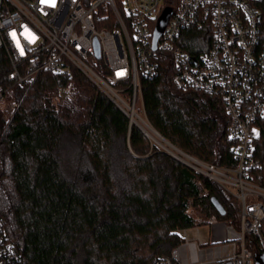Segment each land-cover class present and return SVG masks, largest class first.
Wrapping results in <instances>:
<instances>
[{"label": "trees", "instance_id": "trees-1", "mask_svg": "<svg viewBox=\"0 0 264 264\" xmlns=\"http://www.w3.org/2000/svg\"><path fill=\"white\" fill-rule=\"evenodd\" d=\"M262 32L264 41V25ZM185 34V49L204 48L201 30ZM160 61L157 76L141 78L151 125L198 159L235 166L222 96L178 87L172 57ZM10 69L0 46V83ZM15 95L10 122L0 108V212L22 264H154L183 241L184 228L238 224L237 198L152 142L82 72L68 80L42 71ZM260 126L254 144L262 166L250 178L264 186V119ZM246 242L261 253L255 234Z\"/></svg>", "mask_w": 264, "mask_h": 264}, {"label": "built area", "instance_id": "built-area-1", "mask_svg": "<svg viewBox=\"0 0 264 264\" xmlns=\"http://www.w3.org/2000/svg\"><path fill=\"white\" fill-rule=\"evenodd\" d=\"M167 7L172 14L155 45ZM263 25L264 0H55L54 7L41 0H0V46L11 66L8 81L0 83V107L12 119L19 105L16 88L30 85L42 71L68 80L82 72L126 112L130 124L144 128V103L145 116L136 107L139 95L143 100L141 78L157 76L160 57L170 55L178 87L224 100L236 165L191 157V166L237 198L240 211L238 224L211 222L207 241L182 229L183 241L154 264H255L246 235L255 234L264 252V186L250 178L262 166L254 140L264 119ZM192 28L202 31L200 52L184 48ZM0 264H22L1 212Z\"/></svg>", "mask_w": 264, "mask_h": 264}, {"label": "water", "instance_id": "water-1", "mask_svg": "<svg viewBox=\"0 0 264 264\" xmlns=\"http://www.w3.org/2000/svg\"><path fill=\"white\" fill-rule=\"evenodd\" d=\"M172 14V9L170 7H167L162 15L160 16L159 20H158V24L156 26V29H155V32H154V44L156 45L157 43V40L159 39L160 35L162 34L167 22H168V19L170 17V15ZM96 55L99 57L100 56V48H99V44L97 43V47H96ZM144 131L147 133V135L149 134L147 132V130L145 129V127L143 128ZM156 130V129H155ZM156 132L161 135V137L165 140H167L159 131L156 130ZM169 141V140H167ZM170 142V141H169ZM171 143V142H170ZM172 144V143H171ZM174 145V144H172ZM174 147H176L174 145ZM176 149H178L180 152L184 153L183 151H181L178 147H176ZM169 153L173 154L174 156H176L177 158L181 159L183 162L191 165L187 160L183 159L176 151H171V150H168ZM185 155H187L189 157V154H186L184 153ZM212 202L213 204L215 205V207L217 208V210L221 213V214H225L226 212V209L225 207L223 206V204L221 203V201L213 196L212 197ZM255 264H264V252L262 253H256L255 254Z\"/></svg>", "mask_w": 264, "mask_h": 264}, {"label": "rangeland", "instance_id": "rangeland-1", "mask_svg": "<svg viewBox=\"0 0 264 264\" xmlns=\"http://www.w3.org/2000/svg\"><path fill=\"white\" fill-rule=\"evenodd\" d=\"M125 96L130 100V92L129 91H125L124 92ZM136 107H137V110L139 111V113L142 115V116H145V111H144V108H143V100H142V97L141 95L138 96V100H137V104H136ZM1 108V107H0ZM4 112V116L5 118L7 119L8 122L11 121V117L7 118L6 117V112L3 108H1ZM147 116V114H146ZM147 121L148 123H150L148 117H147ZM151 124V123H150ZM153 127V126H152ZM154 128V127H153ZM145 129L147 130V132L149 133L150 131H148L147 127L145 126ZM148 137L150 138V140L156 144H158L161 148L165 149L166 151L168 150H173V151H176L183 159L187 160L190 164L191 162L193 161L191 157H196L194 155H191L189 154V157L187 155H185L184 153L188 154L187 152L183 151L182 149H180L181 151H183L184 153L178 151L177 149L173 148L172 145H170L169 143H167V141H165L164 139H162L159 135H151L150 133L148 134ZM213 221H216L215 219L214 220H211L209 223L207 224H203V225H200L202 231L204 233H206L207 235L209 234L211 228H210V223L213 222ZM231 223V222H229ZM181 231V230H180ZM191 233V232H190Z\"/></svg>", "mask_w": 264, "mask_h": 264}, {"label": "crops", "instance_id": "crops-1", "mask_svg": "<svg viewBox=\"0 0 264 264\" xmlns=\"http://www.w3.org/2000/svg\"><path fill=\"white\" fill-rule=\"evenodd\" d=\"M187 230H188V234L191 237H199L200 239H202L204 241L208 240V235L202 231L200 226L189 227V228H187Z\"/></svg>", "mask_w": 264, "mask_h": 264}, {"label": "bare ground", "instance_id": "bare-ground-1", "mask_svg": "<svg viewBox=\"0 0 264 264\" xmlns=\"http://www.w3.org/2000/svg\"><path fill=\"white\" fill-rule=\"evenodd\" d=\"M146 127H147V129H148V131H150L149 133L151 134V135H159L157 132H156V130H155V128H153L152 127V125L150 124V123H146V125H145ZM160 137H161V135H159ZM162 138V137H161ZM163 139V138H162ZM165 140V139H164ZM165 141H167V140H165ZM167 143H169L170 145H172L169 141H167ZM173 146V148H175L176 149V147H174V145H172ZM178 150V149H177ZM171 151H173V150H171ZM179 151V150H178Z\"/></svg>", "mask_w": 264, "mask_h": 264}, {"label": "snow or ice", "instance_id": "snow-or-ice-1", "mask_svg": "<svg viewBox=\"0 0 264 264\" xmlns=\"http://www.w3.org/2000/svg\"><path fill=\"white\" fill-rule=\"evenodd\" d=\"M41 3L42 4H50L53 7L55 6V0H41ZM11 35L13 36V38H15L16 33L13 32V33H11ZM17 47H20L18 42H17ZM21 55H23V49L22 48H21Z\"/></svg>", "mask_w": 264, "mask_h": 264}]
</instances>
